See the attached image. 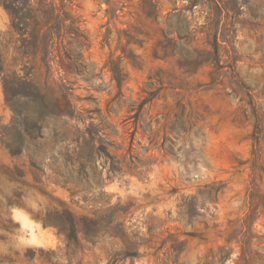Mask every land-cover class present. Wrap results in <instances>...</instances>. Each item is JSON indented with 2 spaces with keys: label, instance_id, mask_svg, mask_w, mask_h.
Masks as SVG:
<instances>
[{
  "label": "rangeland",
  "instance_id": "rangeland-1",
  "mask_svg": "<svg viewBox=\"0 0 264 264\" xmlns=\"http://www.w3.org/2000/svg\"><path fill=\"white\" fill-rule=\"evenodd\" d=\"M0 54V264H264V0H0Z\"/></svg>",
  "mask_w": 264,
  "mask_h": 264
},
{
  "label": "trees",
  "instance_id": "trees-1",
  "mask_svg": "<svg viewBox=\"0 0 264 264\" xmlns=\"http://www.w3.org/2000/svg\"><path fill=\"white\" fill-rule=\"evenodd\" d=\"M4 6L10 11L12 15V26L15 31L24 35L26 31L31 28L32 24L27 23L25 21H21V17H19L18 12L8 4L7 1H4ZM52 9V6H51ZM37 25H35V28ZM56 26L52 25L47 28V31L54 29ZM54 41L53 38L45 35L44 37L39 38L38 36H31L29 39L22 38V44L19 46V49L23 50L22 53L24 56H29L31 54V48H34V54L41 51L42 53V60L45 63L49 61V53L50 48L53 47ZM32 67L29 68L28 72L25 73L23 76H14V78H9L7 75L3 74V66L1 61V54H0V79L3 84L4 93L7 102H11L14 97H33L34 92H37V87L35 82L30 78ZM63 87L66 90V95L68 96L70 93V87L63 82ZM24 90V91H21ZM69 106H73L70 99H68ZM74 229V225L71 227V231Z\"/></svg>",
  "mask_w": 264,
  "mask_h": 264
},
{
  "label": "clouds",
  "instance_id": "clouds-1",
  "mask_svg": "<svg viewBox=\"0 0 264 264\" xmlns=\"http://www.w3.org/2000/svg\"><path fill=\"white\" fill-rule=\"evenodd\" d=\"M16 219L18 220H23L24 221V228H30L32 227V225H30L28 222H27V219L25 217H23V215L21 213H17L16 215Z\"/></svg>",
  "mask_w": 264,
  "mask_h": 264
}]
</instances>
